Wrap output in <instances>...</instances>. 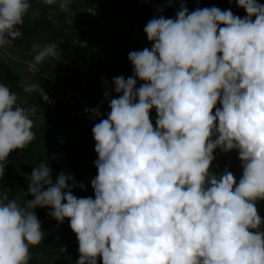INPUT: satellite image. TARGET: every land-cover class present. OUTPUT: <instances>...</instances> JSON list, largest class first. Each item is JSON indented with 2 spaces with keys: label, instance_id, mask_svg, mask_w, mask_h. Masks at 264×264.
Wrapping results in <instances>:
<instances>
[{
  "label": "clouds",
  "instance_id": "clouds-1",
  "mask_svg": "<svg viewBox=\"0 0 264 264\" xmlns=\"http://www.w3.org/2000/svg\"><path fill=\"white\" fill-rule=\"evenodd\" d=\"M236 5L245 16L216 6L189 12L181 0L175 18L146 24L151 48L129 52L133 75L113 78L122 94L92 128L94 198L74 195L85 186L64 172L53 182L39 161L27 177L34 199L21 206L0 192V264H29L45 237L35 209L46 206L59 223L69 219L76 264H264V4ZM30 8V0H0V47L20 35ZM56 47L34 46L35 62ZM34 90L51 102L40 85L25 89ZM35 111L0 83V178L10 152L35 139ZM85 111L101 116L99 106ZM217 148L238 151V181L228 168L211 170Z\"/></svg>",
  "mask_w": 264,
  "mask_h": 264
},
{
  "label": "trees",
  "instance_id": "trees-1",
  "mask_svg": "<svg viewBox=\"0 0 264 264\" xmlns=\"http://www.w3.org/2000/svg\"><path fill=\"white\" fill-rule=\"evenodd\" d=\"M30 2L20 35L10 45L0 47V83L17 94L21 106H35L32 115L35 139L25 149L10 152L4 176L0 178V192H7L21 206L27 199H34L27 194V177L39 161H46L52 169L53 182L64 172L85 186L73 188L74 195L94 198L91 180L97 175L94 161L98 157L92 128L100 119L107 118L110 98L122 94L114 91L113 78L123 75L127 79L133 75L129 52L150 49L153 43L147 40L144 27L154 16L175 18L181 0H144L143 3L141 0H71L67 10H61L59 0L53 5L43 0ZM183 2L189 12L216 6L231 9L240 17L246 15L236 0ZM258 2L264 4V0ZM48 44L57 45V54L38 63L31 83L40 85L51 102L44 101L35 90L25 91L22 83L28 74L22 65L35 62L34 46L42 48ZM15 56L20 64H15ZM142 83L137 78V87ZM97 106L100 117L85 111L86 107ZM156 117L153 109L150 118L154 126ZM37 119L41 121L35 122ZM214 155L211 170L220 174L228 168L238 181L243 171L238 151L223 152L217 148ZM257 207L259 215L264 217V200L258 201ZM51 210L47 206L35 209L45 237L39 245L30 248L29 264H76L80 255L77 236L70 228L69 219L59 223L49 215Z\"/></svg>",
  "mask_w": 264,
  "mask_h": 264
},
{
  "label": "rangeland",
  "instance_id": "rangeland-1",
  "mask_svg": "<svg viewBox=\"0 0 264 264\" xmlns=\"http://www.w3.org/2000/svg\"><path fill=\"white\" fill-rule=\"evenodd\" d=\"M8 45H10V44H8ZM9 52H10V50H9ZM15 64H20L18 56H15ZM37 68H38V63H36L34 61H28L27 63L22 65L23 71L28 72V74L22 80V83L26 86V88L29 85H33L31 83V81H32L33 73L37 70ZM11 70H14V66L11 67ZM70 96H71V93L69 92L68 97H70ZM39 121H41V120H39V119L35 120V122H39Z\"/></svg>",
  "mask_w": 264,
  "mask_h": 264
}]
</instances>
